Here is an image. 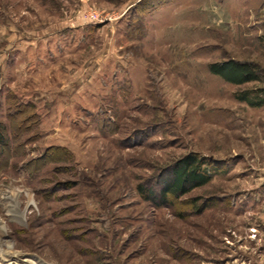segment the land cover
Returning <instances> with one entry per match:
<instances>
[{
    "label": "rangeland",
    "instance_id": "1",
    "mask_svg": "<svg viewBox=\"0 0 264 264\" xmlns=\"http://www.w3.org/2000/svg\"><path fill=\"white\" fill-rule=\"evenodd\" d=\"M230 58L264 69V0H0L13 264H264V83ZM190 154L211 180L163 198Z\"/></svg>",
    "mask_w": 264,
    "mask_h": 264
},
{
    "label": "trees",
    "instance_id": "2",
    "mask_svg": "<svg viewBox=\"0 0 264 264\" xmlns=\"http://www.w3.org/2000/svg\"><path fill=\"white\" fill-rule=\"evenodd\" d=\"M211 72L219 75L225 81L231 84H247L251 82L264 83V69L254 62L240 59H225L221 62H213L209 64ZM252 93L255 94L251 97ZM263 95H262V94ZM238 99L248 102L251 106L264 107V88L244 90L237 94ZM5 133L0 128V142L6 143ZM203 162L197 158V155L190 154L179 160L175 169H173L170 179L165 182L162 190V196L169 193L179 195L188 193L195 186L207 184L211 180V174H207L202 169Z\"/></svg>",
    "mask_w": 264,
    "mask_h": 264
},
{
    "label": "bare ground",
    "instance_id": "3",
    "mask_svg": "<svg viewBox=\"0 0 264 264\" xmlns=\"http://www.w3.org/2000/svg\"><path fill=\"white\" fill-rule=\"evenodd\" d=\"M22 217L21 219H24V213L21 214ZM3 244V241H2V238L0 239V264H13L14 262V257H12V255H9L4 253L3 250H2V245ZM31 264H45L41 259L39 258H32L30 260H28Z\"/></svg>",
    "mask_w": 264,
    "mask_h": 264
},
{
    "label": "built area",
    "instance_id": "4",
    "mask_svg": "<svg viewBox=\"0 0 264 264\" xmlns=\"http://www.w3.org/2000/svg\"><path fill=\"white\" fill-rule=\"evenodd\" d=\"M91 15H92L91 17H92L93 19H95V20H99V16L96 15L95 13H94V14H91Z\"/></svg>",
    "mask_w": 264,
    "mask_h": 264
}]
</instances>
